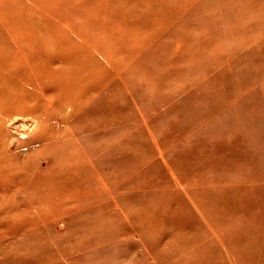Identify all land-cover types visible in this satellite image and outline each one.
I'll list each match as a JSON object with an SVG mask.
<instances>
[{"label":"rangeland","instance_id":"obj_1","mask_svg":"<svg viewBox=\"0 0 264 264\" xmlns=\"http://www.w3.org/2000/svg\"><path fill=\"white\" fill-rule=\"evenodd\" d=\"M0 264H264V0H0Z\"/></svg>","mask_w":264,"mask_h":264},{"label":"bare ground","instance_id":"obj_2","mask_svg":"<svg viewBox=\"0 0 264 264\" xmlns=\"http://www.w3.org/2000/svg\"><path fill=\"white\" fill-rule=\"evenodd\" d=\"M26 127H27V125H24V126H23L24 129H25ZM31 127H32V125H30L29 127H27V130H26L25 132L31 130Z\"/></svg>","mask_w":264,"mask_h":264},{"label":"crops","instance_id":"obj_3","mask_svg":"<svg viewBox=\"0 0 264 264\" xmlns=\"http://www.w3.org/2000/svg\"><path fill=\"white\" fill-rule=\"evenodd\" d=\"M10 55H12V53Z\"/></svg>","mask_w":264,"mask_h":264}]
</instances>
